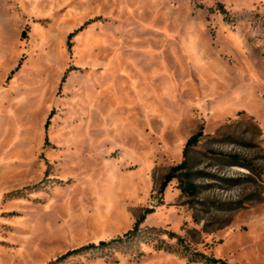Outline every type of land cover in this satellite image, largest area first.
Returning a JSON list of instances; mask_svg holds the SVG:
<instances>
[{
  "label": "rangeland",
  "instance_id": "rangeland-1",
  "mask_svg": "<svg viewBox=\"0 0 264 264\" xmlns=\"http://www.w3.org/2000/svg\"><path fill=\"white\" fill-rule=\"evenodd\" d=\"M136 226L57 264H264V0H0V264Z\"/></svg>",
  "mask_w": 264,
  "mask_h": 264
},
{
  "label": "trees",
  "instance_id": "trees-1",
  "mask_svg": "<svg viewBox=\"0 0 264 264\" xmlns=\"http://www.w3.org/2000/svg\"><path fill=\"white\" fill-rule=\"evenodd\" d=\"M219 9L222 14H224L228 20L233 21L232 18H230L229 12L225 9L223 5L219 6ZM51 119V116L49 117L48 123L46 125V128H48L49 121ZM202 137V131H200L198 134L192 136L188 142L186 143L185 149H184V160L181 164L171 168L169 173L165 176L162 185L160 187V193H164L169 184L177 180L179 183V188L182 192V195L184 197L193 198L197 195V187L192 183V177L193 174L191 173L189 163L187 161V155L190 149L196 147L199 144L200 138ZM228 158L232 159L235 163L242 162V159L239 156H228ZM154 210L148 209L146 210L145 214H150ZM145 217V216H144ZM141 232L138 229V226H136L132 231L128 232L124 235L122 238L114 239L108 243H104L101 246L96 245H88L84 246L80 249L74 250L72 252H68L64 256L60 257L56 262L52 264H57L58 262L66 261L69 258L78 256V255H87L89 253H93L94 251H102L105 248L109 247H123L128 244H132L141 236ZM196 260V259H195ZM197 262H202L203 264H226L223 261L216 260L214 258H209L207 256L201 255L199 256Z\"/></svg>",
  "mask_w": 264,
  "mask_h": 264
}]
</instances>
